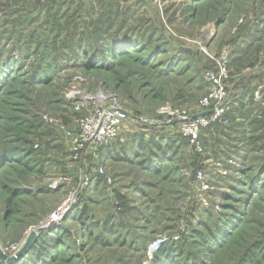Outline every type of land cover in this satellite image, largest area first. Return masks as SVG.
Here are the masks:
<instances>
[{
    "label": "rangeland",
    "instance_id": "1",
    "mask_svg": "<svg viewBox=\"0 0 264 264\" xmlns=\"http://www.w3.org/2000/svg\"><path fill=\"white\" fill-rule=\"evenodd\" d=\"M0 253L264 264V0H0Z\"/></svg>",
    "mask_w": 264,
    "mask_h": 264
},
{
    "label": "built area",
    "instance_id": "2",
    "mask_svg": "<svg viewBox=\"0 0 264 264\" xmlns=\"http://www.w3.org/2000/svg\"><path fill=\"white\" fill-rule=\"evenodd\" d=\"M206 52V51H205ZM225 75V68L221 67L219 75L209 76L210 80L213 81V88L207 95H205L201 100V112L212 110L211 113L198 115L195 117L187 116L181 118L179 121L181 122V132L190 138L191 143H195L199 131L202 127L208 125L212 120H214L220 113L223 111L226 99H227V90L222 84V76ZM121 118H125L124 114L120 109L114 108L109 112L100 113L95 119L94 131L95 135L92 137L98 138H112L108 135L111 133L114 134L113 126L118 122ZM89 120L85 123L87 124ZM107 127V128H106ZM107 131V134H106ZM99 133V135H97ZM112 134V135H113Z\"/></svg>",
    "mask_w": 264,
    "mask_h": 264
},
{
    "label": "water",
    "instance_id": "3",
    "mask_svg": "<svg viewBox=\"0 0 264 264\" xmlns=\"http://www.w3.org/2000/svg\"><path fill=\"white\" fill-rule=\"evenodd\" d=\"M211 112H212V110L201 112V113L192 115V117H195V116H198V115L208 114V113H211ZM34 237H35V232H32L30 237H28V239L26 240L25 245L26 246L30 245L32 243V240L34 239ZM0 257L5 258L1 253H0Z\"/></svg>",
    "mask_w": 264,
    "mask_h": 264
}]
</instances>
